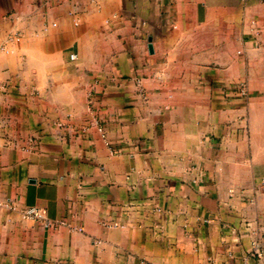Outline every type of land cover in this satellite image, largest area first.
<instances>
[{"label":"crops","instance_id":"1","mask_svg":"<svg viewBox=\"0 0 264 264\" xmlns=\"http://www.w3.org/2000/svg\"><path fill=\"white\" fill-rule=\"evenodd\" d=\"M253 240L264 0H0V264H264Z\"/></svg>","mask_w":264,"mask_h":264},{"label":"built area","instance_id":"2","mask_svg":"<svg viewBox=\"0 0 264 264\" xmlns=\"http://www.w3.org/2000/svg\"><path fill=\"white\" fill-rule=\"evenodd\" d=\"M69 59L75 60L76 55L70 54ZM238 91L241 97H245L247 95V90H246L245 85L240 84L238 86ZM139 92H140V95L144 98L143 90L140 89ZM58 125L61 126L62 124L59 123ZM98 130L101 132L100 128ZM82 131L84 132L85 130H82ZM34 144H35V140L33 138L28 139V149L33 148ZM20 213L23 219L39 222L44 228H47V229L56 228L57 226H60V225H65L63 221L51 220L47 218L42 210L34 206L24 207L20 210ZM250 247H251V253L254 257L259 258L264 255V244H259L257 240H253L250 243Z\"/></svg>","mask_w":264,"mask_h":264},{"label":"water","instance_id":"3","mask_svg":"<svg viewBox=\"0 0 264 264\" xmlns=\"http://www.w3.org/2000/svg\"><path fill=\"white\" fill-rule=\"evenodd\" d=\"M149 49H150V47H149Z\"/></svg>","mask_w":264,"mask_h":264}]
</instances>
